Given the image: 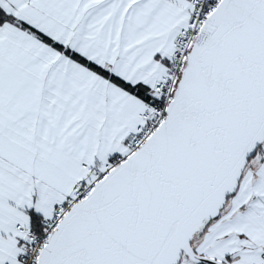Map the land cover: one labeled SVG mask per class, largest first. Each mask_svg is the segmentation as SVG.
<instances>
[{
    "label": "snow or ice",
    "instance_id": "6c2138e0",
    "mask_svg": "<svg viewBox=\"0 0 264 264\" xmlns=\"http://www.w3.org/2000/svg\"><path fill=\"white\" fill-rule=\"evenodd\" d=\"M0 264H264V0H0Z\"/></svg>",
    "mask_w": 264,
    "mask_h": 264
}]
</instances>
